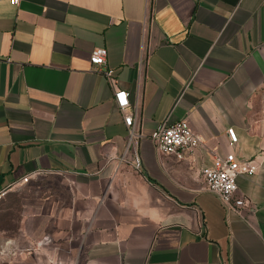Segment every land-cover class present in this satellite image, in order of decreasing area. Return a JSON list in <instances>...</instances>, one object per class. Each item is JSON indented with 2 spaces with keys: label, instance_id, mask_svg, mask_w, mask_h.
<instances>
[{
  "label": "crops",
  "instance_id": "obj_1",
  "mask_svg": "<svg viewBox=\"0 0 264 264\" xmlns=\"http://www.w3.org/2000/svg\"><path fill=\"white\" fill-rule=\"evenodd\" d=\"M116 89L138 109L133 146ZM166 118L202 139L184 159L150 138ZM230 152L258 164L236 179L242 216L201 174ZM26 174L56 179L35 258L264 264V0H0V188Z\"/></svg>",
  "mask_w": 264,
  "mask_h": 264
},
{
  "label": "built area",
  "instance_id": "obj_2",
  "mask_svg": "<svg viewBox=\"0 0 264 264\" xmlns=\"http://www.w3.org/2000/svg\"><path fill=\"white\" fill-rule=\"evenodd\" d=\"M17 1L11 0L12 3ZM106 56L107 50L105 47H96L91 51L90 62L98 67V71L109 78L112 76L113 71L105 67ZM113 99L121 111L130 108L128 113L123 114V120L127 127V145L133 146L142 136L138 109L137 107H131L128 92L124 89H116L113 93ZM226 134L232 143L237 141V133L234 127H227ZM150 138L159 152L173 154L177 159H184L202 143L201 137L192 130L185 118L173 122H168L166 118L151 133ZM135 166H140L138 159L135 160ZM257 168L258 164L255 159L239 161L230 152L225 156L215 154L212 165L202 167L201 174L206 189L220 199L224 208L242 216L241 208L245 205L246 199L243 195L238 194L236 179L240 175H253ZM33 175H23L18 181L19 183L25 182ZM18 181L0 188V199ZM44 242L45 239L42 240V244Z\"/></svg>",
  "mask_w": 264,
  "mask_h": 264
},
{
  "label": "rangeland",
  "instance_id": "obj_3",
  "mask_svg": "<svg viewBox=\"0 0 264 264\" xmlns=\"http://www.w3.org/2000/svg\"><path fill=\"white\" fill-rule=\"evenodd\" d=\"M55 180L35 174L25 182L15 183L1 197L0 264H61L57 256L35 258L36 251H41L44 237L32 239L43 224L42 198Z\"/></svg>",
  "mask_w": 264,
  "mask_h": 264
}]
</instances>
